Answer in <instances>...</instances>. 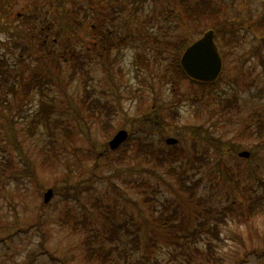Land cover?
I'll return each mask as SVG.
<instances>
[{"label": "rangeland", "instance_id": "obj_1", "mask_svg": "<svg viewBox=\"0 0 264 264\" xmlns=\"http://www.w3.org/2000/svg\"><path fill=\"white\" fill-rule=\"evenodd\" d=\"M211 22V89L174 81ZM135 263L264 264V0H0V264Z\"/></svg>", "mask_w": 264, "mask_h": 264}, {"label": "water", "instance_id": "obj_2", "mask_svg": "<svg viewBox=\"0 0 264 264\" xmlns=\"http://www.w3.org/2000/svg\"><path fill=\"white\" fill-rule=\"evenodd\" d=\"M214 31L206 30L201 37L188 45L180 57V65L186 74L193 79L200 81H212L219 74L222 67V60L217 46L213 40ZM127 135L125 129H119L109 140L110 147L114 148L119 145ZM167 143H175L174 137H167ZM240 155L247 156L248 151L239 152ZM53 191L48 188L43 194L44 202H47Z\"/></svg>", "mask_w": 264, "mask_h": 264}, {"label": "trees", "instance_id": "obj_3", "mask_svg": "<svg viewBox=\"0 0 264 264\" xmlns=\"http://www.w3.org/2000/svg\"><path fill=\"white\" fill-rule=\"evenodd\" d=\"M209 13V11L206 9L205 7V1H202L200 3V5H195V6H191L189 7V9H185V11L183 10V14H184V19L182 22H180L182 25L188 22H190L192 25H195L197 24V20L199 18H201L202 16H205L206 18H208L206 15L207 13ZM209 16V14H208ZM36 18H37V15H33V16H29L27 19H29V21L31 22H34L36 21ZM179 18L182 19V17L179 16ZM203 28L201 29V33L203 32V30H206L208 28H212L214 29L215 33H216V25L211 22L210 25H207V24H203ZM42 26L41 25V29H42ZM99 26L100 28H98V31H100V35H99V39H98V42H99V46L97 47L98 50H99V53L98 55L101 56V49L102 48H107V45H105V42L107 40L108 43H111V41L109 39L106 38V31L105 30H102V23H99ZM49 27V25L46 26V28ZM206 28V29H205ZM194 39H191V40H185V38L183 39H177V40H173L171 42V44H169L172 49H173V58L171 59V65L166 69V71H170V74H169V77H174V81L178 80V78L180 76H186V74L184 73V71L181 69L180 65H179V56L181 54V52L183 51V49L185 48V46H187L191 41H193ZM41 44L43 43V40H41ZM168 44V42H167ZM74 52V51H73ZM63 59H66V57H64ZM193 82L197 83L199 86H202L200 87L202 91H204L205 88H208V89H211V87L209 85L212 86L213 82L210 83V82H199V81H194ZM228 98H231V97H228ZM99 100V102L101 103V109L102 111L98 114L99 116V120L101 121L102 124H105V117L104 116H108L112 111H113V108H111L110 105L107 104V102L105 100H101L100 98H97ZM223 110H225L226 108L229 107L228 103L225 102H221V105ZM44 110V108H43ZM38 116L35 118L34 121L38 120L39 117H44L45 114H37ZM174 145V144H173ZM150 160V159H149ZM66 187V186H65ZM84 240L88 243V241H91L90 240V237L89 236H85ZM98 246L102 249V246L101 244H98ZM89 254H91V252H89ZM94 257V255H93ZM144 262V261H142ZM140 262V263H142ZM137 263V262H136ZM135 263V264H136Z\"/></svg>", "mask_w": 264, "mask_h": 264}]
</instances>
